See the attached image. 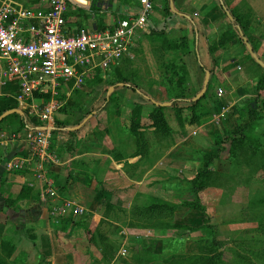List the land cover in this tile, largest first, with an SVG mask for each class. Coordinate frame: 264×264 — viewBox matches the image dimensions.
<instances>
[{
    "label": "rangeland",
    "instance_id": "374dc122",
    "mask_svg": "<svg viewBox=\"0 0 264 264\" xmlns=\"http://www.w3.org/2000/svg\"><path fill=\"white\" fill-rule=\"evenodd\" d=\"M178 37L181 40L182 36ZM180 50L156 33L143 36L131 59L118 65V72L92 70L85 74L80 88H59L50 129L58 123L69 128L81 125L84 114L92 109L96 113L101 107L103 92L113 88L106 96L109 103L105 110L89 116L86 124L93 122L96 139L117 140L106 152L120 162L123 173L120 168L106 179L94 178L86 192L76 190L66 197L81 208L82 201L90 212L83 208L84 214L76 215L74 209L70 213L61 209L57 213L63 216L58 218L52 215L53 205L48 209L53 229L61 228L60 219L69 215L72 223L61 238L46 240L45 246L51 249L47 254L37 247L30 256L26 252L9 256L17 236L7 225L0 243V264H264V92L254 104L259 108L256 129L241 143L238 140L244 136L248 119L240 111L245 109V100L254 99L255 81L229 99L209 86L193 111L182 109L183 105L177 106L180 112L165 108L161 114L164 129L150 118L152 104L128 98V89H123L134 83L153 101L171 103L177 96L175 83L186 76L184 99H194L202 90L204 77L197 85L187 80L189 73ZM11 94L16 108L42 125L37 116L49 101L36 94L32 100L20 102L18 92ZM0 97L10 99L4 93ZM138 102L143 105L140 123L132 128V110ZM66 107L69 110L65 112ZM50 135L48 152L59 153V148L73 146L72 141L60 144L57 140L70 139L66 133L50 131ZM36 161L35 157L30 161L31 167ZM46 166L49 178H55L54 163L49 160ZM198 173H204L201 179ZM155 200L175 206L176 211L147 212L145 206ZM104 209L105 218L112 223L97 225L86 234L83 244L79 243L76 239L90 224L76 218L94 216ZM188 228L200 229L189 232Z\"/></svg>",
    "mask_w": 264,
    "mask_h": 264
},
{
    "label": "crops",
    "instance_id": "0c3cea01",
    "mask_svg": "<svg viewBox=\"0 0 264 264\" xmlns=\"http://www.w3.org/2000/svg\"><path fill=\"white\" fill-rule=\"evenodd\" d=\"M6 1L18 9L46 11L48 8L46 0ZM131 1L130 6H125L121 0H109L102 12L92 14L90 9L95 0H76L79 6L77 8L86 11L88 17L86 19L71 18L69 27L74 30H90L110 26L125 15L128 9L137 6V0ZM222 1L228 9L226 17L219 8L220 0H172L175 12L171 10V0H152L153 12L149 18L147 32L138 36L131 49V56H133L132 50L137 48L141 37L153 34L151 30L155 32L164 30L165 37L169 41L180 39L178 35L182 36L188 44V53L183 58L189 73L187 80L197 85L200 78L204 77L202 78L204 85L208 72L210 73L208 87H212L214 91L219 92V95L229 99L233 92L253 84L264 74V69L249 58L247 49L240 45L237 39L229 37V30L235 26L229 12L231 11L240 20L246 30V37H244L264 63V0ZM167 6L177 17L168 20L167 26L164 27L166 22L164 11ZM238 28L236 29L239 32L241 28ZM210 49L213 50L212 53ZM199 63L205 71L199 67ZM245 66H247L248 74H244ZM13 83H6L4 85L6 87L0 83V96L5 93L7 86ZM12 87H16L15 91L19 92L18 85ZM127 91L128 98L134 101L139 100L131 90ZM157 91L159 90H156L154 95ZM97 135L98 131L93 128V122L85 123L75 137L66 133L70 139H57L61 140L60 144L72 141L75 151H70L71 146L59 148L57 150L60 151L59 153L49 151L51 162L54 163L52 171L57 177L49 178L47 166L45 168L47 178L51 180L52 187L60 197V200L56 201L66 200V197L76 190L86 192L90 189L89 186H93L94 178L106 179L122 167L120 162H115L114 158L106 152L108 148L109 150L113 148L111 145H116L117 140L96 139ZM31 136L32 128L21 129L19 121L13 117L0 125V243L4 240V233L9 225L14 237L17 236L16 243H13L14 248H11L13 253L11 255L15 257L20 256L22 252L30 256L34 254L37 247L47 254L51 249L45 246L46 240H52V237L57 240L66 234L60 231V228L53 229L51 225L48 209L54 201L49 199L47 204L40 201L42 190L47 188L45 185L40 186L37 179L38 168L35 165L31 167L33 162H29L32 158ZM55 147L57 149L58 146ZM119 172L123 173L122 168ZM91 193H93L92 190ZM20 195L23 196L22 199H18ZM80 204L86 212H90L86 208L88 205L83 206L82 201ZM104 212L105 209L102 212L98 210L93 213L94 216L89 217H86L85 213L84 218L76 219L77 222H84V225L90 224V228L87 227L88 231L93 232L92 230L102 222L112 223L109 221L112 219L105 218ZM86 234V230H83V236L76 240L79 243L84 242L88 235Z\"/></svg>",
    "mask_w": 264,
    "mask_h": 264
},
{
    "label": "built area",
    "instance_id": "2783aa9c",
    "mask_svg": "<svg viewBox=\"0 0 264 264\" xmlns=\"http://www.w3.org/2000/svg\"><path fill=\"white\" fill-rule=\"evenodd\" d=\"M46 1V11H32L0 0V83H16L20 102L32 100L36 94L50 96L37 116L41 127L32 129L29 162L38 158L37 179L40 186L47 188L42 190L43 204L53 200L52 215L61 218L63 215L57 213L61 209L64 213L74 209L76 215H83L84 209L66 200L56 201L60 197L46 175L45 166L51 161L50 125L58 108V90L69 85L78 89L87 72L110 71L130 58L138 36L147 32L153 3L137 0V6L128 9L124 18L102 29L74 30L68 26L65 15L79 7L76 0Z\"/></svg>",
    "mask_w": 264,
    "mask_h": 264
},
{
    "label": "trees",
    "instance_id": "16d2710c",
    "mask_svg": "<svg viewBox=\"0 0 264 264\" xmlns=\"http://www.w3.org/2000/svg\"><path fill=\"white\" fill-rule=\"evenodd\" d=\"M121 1L123 2V5H125V6H130L132 4L131 0H121ZM107 5H108V0H95V2L93 3L90 11H91L92 14H99L100 12H102V9H104L105 6H107ZM219 8L222 11L223 15L226 17V11H228V9H227L226 4L222 0H220ZM229 13H230L231 17H233V19H234L235 26H232V28L229 30L230 34H228V35L231 38L237 39L238 43L240 45H242L244 48H246L244 43H243V41H242V39L240 38L239 32H238V30L236 28L237 27L241 28V31H242V33H243V35L245 37H246V30H245L244 26L241 24L240 20H238L233 15V13L231 11ZM86 14H87L86 11L78 9V8L74 9L73 11H70L69 13H67L65 15V19L68 22V26L70 25L69 21L71 20V18L79 17V18H85L86 19V17H88ZM164 16H165L164 18L166 19L164 27L167 26V21L168 20H172L173 18L177 17L170 10V8L168 6L165 8ZM124 17H125V15L121 16V18H124ZM151 33H158V34L161 35V38L167 40V38L165 37L166 34H165L164 30H161L159 32H155V31L151 30ZM169 45L170 46L171 45H176L177 47L180 46V49H181L180 50V55H181V59L183 61L184 56L188 53V44H187L186 39L185 38H181V40L178 39L177 41H173V42L169 41ZM210 51H211V49H210ZM248 56H249V58L252 61H254L252 59V57L250 56V54H248ZM183 64H184V62H183ZM199 67L203 71H205L204 67H202L201 64L199 65ZM118 68H119L118 66L115 67L113 71L118 72ZM184 71H185V69H184ZM184 78H186V76L181 77L175 83V90H176L177 96L175 97V99H173L171 101V103H170L171 106L170 107H158V106H155L154 101L149 97V95H147L140 87H138L134 83L129 85V86H125L123 89L131 90L133 92V94H135L136 97H138V99H143V100L147 101V103L152 104L153 105L152 106L153 110H152V112L150 114V118L156 122L155 123L156 126H158L161 129L162 128L164 129L165 128V126H164L165 123L161 119V114L164 112L165 108L174 109L175 111L180 112L181 110H179L180 108H178L177 106L178 105H183V107H181L182 109L183 108H187V109L193 111L194 109H196L198 107L199 102L201 101V99H203L206 96V94H207V91H208L209 87H207V91H206V94L204 95V97H202L199 101L193 102V101L184 99V96H185L184 94L185 93H184V91L182 89V85L184 84V81H185ZM13 85H17V84L13 83ZM13 85L7 86L8 88H6V91H5V93L8 95V97H10V99L5 98V97H3V98L0 97V116L3 115L7 111L17 109L16 106L14 105V103H13L14 101H11L12 97L10 96V95H12L11 93L14 92L15 88L17 87L16 86L15 88H13L12 87ZM114 86L116 87V85H113V87ZM253 87H254V92H253L254 93V99L248 98L247 100H245L243 102V105H245V109L240 111V115L246 114L247 115V119H248L247 123L243 126V130H242V134H244V136L240 140H238V142H241V143L245 139H247L249 136H251V130L252 129L253 130L256 129V126H257L256 122L258 121V110H259V108L254 106V104L255 103L257 104V103L260 102L259 101L260 96L264 92V74L260 78H258V80L255 82ZM5 93H4V96H7ZM107 93H108V89H106L103 92L105 98L103 99V104L101 105L100 108H98L96 113L93 112V109L88 111L86 114H84V116H83L84 118L82 117V119H81L82 121L84 119H87L91 115H94V114L98 115V114L102 113L105 110L106 106L109 103V99L106 98ZM43 99L48 102L50 100V96L45 95V96H43ZM142 106L143 105L140 102H138L133 107V110H132V122H131L132 128L139 127V123L140 122H139V119H138V115L141 112L140 110L142 109ZM66 108L67 109H65V108L63 109L65 112H66V110L67 111L69 110L68 107H66ZM65 114H67V113H65ZM10 117L11 118L13 117V118H15V119H17L19 121L21 129L22 128L27 129V128H30V127H33V128L41 127V125H40V123L38 121L35 122V121L29 119V117L25 113L22 116L15 115V114L11 115V116L5 118L0 123V125L3 124ZM57 126L58 127H52L50 129V131H52L55 134L56 133H67L71 137H75L76 134H77V131H70L69 127H67L65 125H62V123H58ZM76 126H79V124H77ZM76 126H74V127H76ZM233 144H238V143L233 142ZM70 151H75V147L72 146ZM203 174L204 173H200V174L198 173V179H201ZM194 185L197 186L195 181H194ZM22 198H23L22 195H20L18 197V199H22ZM186 207H189L190 209H195V210L200 209L201 210V208L199 206H197V205H190V206L188 205ZM145 210L147 212H158V213H161V214L162 213H167V212H172L173 213L174 211H176V207L168 205V204H165V203L159 204L158 201L155 200L152 205L145 206ZM105 215L108 216L107 214H105ZM71 217L72 216H69L67 219H65V218L64 219L62 218V220L60 219V223H61L60 231L67 230V227L72 223ZM181 226L180 225H176L175 228H181ZM199 229L200 228H196V229L195 228H188V231L189 232H195V231H198ZM86 232H87L88 235L91 234V232L88 231V230H86ZM10 255H11V253H9V256Z\"/></svg>",
    "mask_w": 264,
    "mask_h": 264
},
{
    "label": "water",
    "instance_id": "95a60500",
    "mask_svg": "<svg viewBox=\"0 0 264 264\" xmlns=\"http://www.w3.org/2000/svg\"><path fill=\"white\" fill-rule=\"evenodd\" d=\"M171 10L173 12H175L174 10V7H173V3H172V0H171ZM229 15V14H228ZM230 17V16H229ZM231 18V17H230ZM239 29V28H238ZM239 35L241 37V39L243 40L244 42V45L246 46V49L248 51V53L250 54V56L252 57V59L262 68L264 69V63L259 59V57L255 54L253 48L251 47V45L249 44V42L247 41V39L244 37L242 31L239 29ZM209 79H210V73H206V77H205V81H204V85H203V89L202 91L194 98L192 99L191 101L193 102H196V101H199L202 97H204V95L206 94V91H207V87H208V84H209ZM113 92V88L111 87L109 90H108V97L112 94ZM155 106H158V107H170L171 104L170 103H157V102H154ZM19 115V116H22L23 115V112L19 109H15V110H10V111H7L5 112L3 115L0 116V123L7 117L11 116V115ZM89 118V117H88ZM87 119H85V121L79 125L78 127H74V128H69L70 131H78L86 122H87Z\"/></svg>",
    "mask_w": 264,
    "mask_h": 264
}]
</instances>
